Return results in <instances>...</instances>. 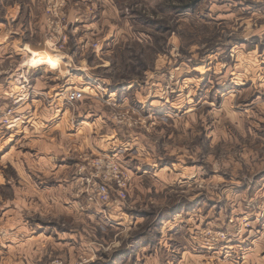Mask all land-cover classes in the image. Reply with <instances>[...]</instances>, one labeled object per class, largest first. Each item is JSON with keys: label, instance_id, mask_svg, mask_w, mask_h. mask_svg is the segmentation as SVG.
I'll use <instances>...</instances> for the list:
<instances>
[{"label": "rangeland", "instance_id": "rangeland-1", "mask_svg": "<svg viewBox=\"0 0 264 264\" xmlns=\"http://www.w3.org/2000/svg\"><path fill=\"white\" fill-rule=\"evenodd\" d=\"M0 41V264L264 263V0H0Z\"/></svg>", "mask_w": 264, "mask_h": 264}, {"label": "crops", "instance_id": "crops-1", "mask_svg": "<svg viewBox=\"0 0 264 264\" xmlns=\"http://www.w3.org/2000/svg\"><path fill=\"white\" fill-rule=\"evenodd\" d=\"M15 32H17V31H15ZM0 43H1V41H0ZM38 52H40V51H38ZM41 54H45V53L43 52ZM26 58H28V57H26ZM26 67H28V66H26ZM28 68H30V67H28ZM22 69H25V68L21 66L20 70H22ZM32 88H34V91L36 93L40 94V91H42V88H44V82L41 81V84H40V81H35V83L32 84ZM45 101L46 100L41 99V98H38V100H37V98H35V99L33 98V99L27 101L25 103V107H24L25 111H22V119L24 118L23 120H26L28 124L32 125V123H35V124L43 123L42 117H45V120L47 122H50L51 120L58 118V115L60 114V112H62L64 110V104L60 103L57 98L53 99V101H51L50 102L51 104H49V105H47V103ZM21 107H22V105L19 108H21ZM18 113L20 114L21 112L18 111ZM39 120H42V122ZM258 264H260V263L258 262ZM262 264H264V263H262Z\"/></svg>", "mask_w": 264, "mask_h": 264}, {"label": "built area", "instance_id": "built-area-1", "mask_svg": "<svg viewBox=\"0 0 264 264\" xmlns=\"http://www.w3.org/2000/svg\"><path fill=\"white\" fill-rule=\"evenodd\" d=\"M55 45H56L58 50L63 49V45L60 42H56ZM81 97H83L82 91H73V92H70L66 95V98L70 103H74V101L80 99ZM15 114H16V110H14V109L9 110V112H8L9 117H6V120L11 122L12 119L10 118V116H12V118H14ZM97 189H98L99 199L102 202H108L110 200V192H109L107 185L105 183L101 184L98 186Z\"/></svg>", "mask_w": 264, "mask_h": 264}]
</instances>
